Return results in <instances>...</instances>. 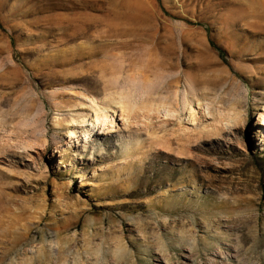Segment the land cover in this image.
Returning <instances> with one entry per match:
<instances>
[{
	"label": "rangeland",
	"instance_id": "1",
	"mask_svg": "<svg viewBox=\"0 0 264 264\" xmlns=\"http://www.w3.org/2000/svg\"><path fill=\"white\" fill-rule=\"evenodd\" d=\"M239 246L264 264V0H0V264Z\"/></svg>",
	"mask_w": 264,
	"mask_h": 264
},
{
	"label": "bare ground",
	"instance_id": "2",
	"mask_svg": "<svg viewBox=\"0 0 264 264\" xmlns=\"http://www.w3.org/2000/svg\"><path fill=\"white\" fill-rule=\"evenodd\" d=\"M136 75H134V77H135ZM130 79H131V81L132 82H134V80L132 79V76L130 77ZM189 183V182H188ZM167 200V199H166ZM235 248V247H234ZM246 248V247H245ZM243 249H244V247H241V246H239L238 247V249L236 250V249H234V256H232V259L231 260H236V261H238V263L237 264H263V263H260V262H249V261H247V260H245L244 258H242L243 256H244V254H243ZM229 250H233V248H231V246L229 247ZM246 252V251H245ZM220 256V255H219ZM218 255H216L215 257L216 258H220ZM222 262V261H221ZM221 262H217V263H214V264H226V262L223 260V262L221 263Z\"/></svg>",
	"mask_w": 264,
	"mask_h": 264
},
{
	"label": "trees",
	"instance_id": "3",
	"mask_svg": "<svg viewBox=\"0 0 264 264\" xmlns=\"http://www.w3.org/2000/svg\"><path fill=\"white\" fill-rule=\"evenodd\" d=\"M211 44L212 46L220 53V55L223 56V51L222 49L214 42V41H211Z\"/></svg>",
	"mask_w": 264,
	"mask_h": 264
}]
</instances>
